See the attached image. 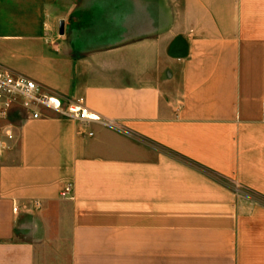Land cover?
I'll return each mask as SVG.
<instances>
[{"label": "crops", "instance_id": "crops-1", "mask_svg": "<svg viewBox=\"0 0 264 264\" xmlns=\"http://www.w3.org/2000/svg\"><path fill=\"white\" fill-rule=\"evenodd\" d=\"M0 66L101 119L0 129V264H264V0H0Z\"/></svg>", "mask_w": 264, "mask_h": 264}, {"label": "built area", "instance_id": "built-area-1", "mask_svg": "<svg viewBox=\"0 0 264 264\" xmlns=\"http://www.w3.org/2000/svg\"><path fill=\"white\" fill-rule=\"evenodd\" d=\"M18 107L33 119L43 118L47 115L43 110L52 111L62 117L78 120L80 122H100L99 116L90 112L82 99H63L43 90L36 80L23 74L14 73L0 66V129L7 123L11 116V107ZM264 119V116H263ZM7 137L12 138L13 133L7 132ZM92 135V133H90ZM72 188L66 185L61 196L72 198ZM18 206H13L17 212Z\"/></svg>", "mask_w": 264, "mask_h": 264}, {"label": "rangeland", "instance_id": "rangeland-1", "mask_svg": "<svg viewBox=\"0 0 264 264\" xmlns=\"http://www.w3.org/2000/svg\"><path fill=\"white\" fill-rule=\"evenodd\" d=\"M91 19H92L91 16H87V17H85V20L90 21ZM22 112H23V110H21V109L18 108V107H14V106L11 107L10 110H9V114H10L11 117H14V116H17V115H21Z\"/></svg>", "mask_w": 264, "mask_h": 264}, {"label": "water", "instance_id": "water-1", "mask_svg": "<svg viewBox=\"0 0 264 264\" xmlns=\"http://www.w3.org/2000/svg\"><path fill=\"white\" fill-rule=\"evenodd\" d=\"M63 29H64V23H63V21H61L60 25H59V30H60L61 34L63 33Z\"/></svg>", "mask_w": 264, "mask_h": 264}]
</instances>
